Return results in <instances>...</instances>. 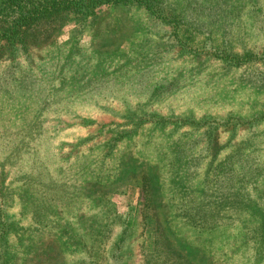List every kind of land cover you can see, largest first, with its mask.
<instances>
[{
  "label": "rangeland",
  "instance_id": "374dc122",
  "mask_svg": "<svg viewBox=\"0 0 264 264\" xmlns=\"http://www.w3.org/2000/svg\"><path fill=\"white\" fill-rule=\"evenodd\" d=\"M151 2L0 39V264H264V0Z\"/></svg>",
  "mask_w": 264,
  "mask_h": 264
},
{
  "label": "trees",
  "instance_id": "16d2710c",
  "mask_svg": "<svg viewBox=\"0 0 264 264\" xmlns=\"http://www.w3.org/2000/svg\"><path fill=\"white\" fill-rule=\"evenodd\" d=\"M1 1L3 5L2 6L3 10L6 13H9L15 17L8 29H5L3 31H1L0 29V39H4L5 41L9 40L10 43L13 41L14 38H18V37H20L18 41L21 42L24 36H26L30 31L34 32L39 26L42 27L45 25H49L50 23L56 24V22H59L61 17L66 12L72 11V13L80 16L81 18H84L87 15L91 16L94 13L95 7L101 6L103 4H107L109 2L134 5L141 7L144 10L149 11L150 13L157 14V9L154 7L151 0H1ZM156 16H158V14ZM238 148L239 147H237V149ZM243 148L245 149V147ZM217 151L218 148H216L215 153L212 154L211 159L207 164L208 167L206 166L207 169L204 175L205 179L202 182L203 188L197 190V195L200 199L199 203H196L194 200L192 201L193 203L192 208L194 209L196 207V209L194 210V212H187V210L182 211V216L186 218V220L190 224L201 229L210 228L209 226H207L208 223H210V225L212 226L216 224V220H215L216 213H212L210 218H208L209 215L206 216V214H204L205 208L203 207L204 204L203 197L207 195V191H208L207 185L211 182L209 184L210 187L212 184V180H214V182L216 183L219 180L220 175L222 173L228 172V174L226 176H223L222 178V182L225 183V185L224 183L222 185L226 186V189L224 187H222L221 189L217 188L215 192H212L213 195L212 200L214 201V205H215L212 208L214 209L215 207H218L216 203H218V205L221 206L222 204L226 203L228 199H230V194L222 191V190L228 191L227 187L232 186V183L230 181L232 177L230 178L229 173L231 172V174H233V172L237 170L242 172V166L234 167V163L232 161L229 163V165H227L228 158L224 159L225 158L224 157L223 158L224 160L215 162ZM238 151H240V149ZM252 171L253 170L247 168L246 171L247 173L245 172V174L247 175L251 174ZM256 171L255 172L253 171V173H256ZM259 176L260 175H258L257 177ZM226 179H228L227 182H225ZM213 189L214 187L213 188L211 187V191ZM259 198H260L259 196H254V199L251 200L246 195V198L245 197L239 198L238 202L234 203L232 208L241 210L242 207V212L251 215L250 207L256 205L257 200ZM233 201L234 198H232L231 203H233ZM187 209H189V207ZM255 217H253V220L255 221L256 224Z\"/></svg>",
  "mask_w": 264,
  "mask_h": 264
}]
</instances>
